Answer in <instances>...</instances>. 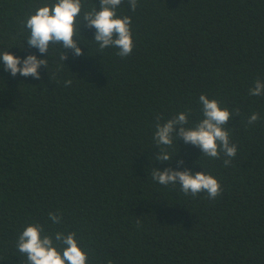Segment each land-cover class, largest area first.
<instances>
[{
	"label": "trees",
	"instance_id": "trees-1",
	"mask_svg": "<svg viewBox=\"0 0 264 264\" xmlns=\"http://www.w3.org/2000/svg\"><path fill=\"white\" fill-rule=\"evenodd\" d=\"M54 2L0 0V52L47 61L35 79L0 60V264H26L17 241L29 224L58 251L55 234L74 232L86 264H264V95L249 94L264 82V0H137L135 11L123 0L126 57L101 52L79 19L82 55L29 46L26 19ZM81 4L82 15L99 10V0ZM201 94L233 112L224 127L236 156L225 166L223 153L210 158L174 137L172 160L155 159L157 117L186 112L194 126ZM155 168L204 171L222 192L186 195L153 180Z\"/></svg>",
	"mask_w": 264,
	"mask_h": 264
},
{
	"label": "clouds",
	"instance_id": "clouds-1",
	"mask_svg": "<svg viewBox=\"0 0 264 264\" xmlns=\"http://www.w3.org/2000/svg\"><path fill=\"white\" fill-rule=\"evenodd\" d=\"M123 0H99V10L82 11L81 0H55L52 5L39 7L36 12L26 19L25 27L30 35L27 44L35 47L40 53H48L51 44H58L63 49L73 50L75 56L82 55L79 46V39L74 38L76 25L79 19L86 22L89 28L95 29L94 41L99 45L101 52L106 47L118 49L117 55L126 57L133 50V38L131 32V17L118 16L117 9ZM132 11L137 7V0H127ZM82 17V20H81ZM67 58V52L63 51L60 56L61 61ZM0 60L3 67L12 76L19 73L21 76H31L40 78L38 69L41 65L47 66L46 59H38L35 54H29L23 60L21 57L5 50L0 52ZM71 80L65 82L70 86ZM249 94L253 96L264 95V82L257 79L254 87L249 89ZM199 102L202 105L203 119L192 127L188 124V114L180 112L163 124L157 117L154 140L159 146L160 152L155 159L162 162L171 161L173 156L165 149L172 145L173 138L183 139L185 144H192L201 149L202 154L210 158H219L223 153L226 159L223 163L228 166L231 158L237 154V146L230 142L229 132L224 127L228 124L233 112L228 108H222L216 99H210L207 95L201 94ZM238 109L235 113L238 114ZM259 119L258 113H252L248 118V123L253 124ZM179 128L177 132L176 129ZM163 146V147H162ZM183 164V160L177 161ZM153 180L161 185L179 184L183 193L191 194L193 197L200 193H206L209 199H215L222 192V187L217 178L204 171H197L194 174L189 169L179 170L165 168L161 171L155 168L152 172ZM53 223H58L60 217L54 213H49ZM43 226L39 224L27 225L18 237L17 249L21 254L26 255V264H86L87 254L78 246L75 233L64 234L57 232L55 241L62 244L63 248L58 251L54 246L53 238L49 235H42Z\"/></svg>",
	"mask_w": 264,
	"mask_h": 264
}]
</instances>
